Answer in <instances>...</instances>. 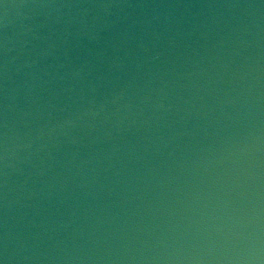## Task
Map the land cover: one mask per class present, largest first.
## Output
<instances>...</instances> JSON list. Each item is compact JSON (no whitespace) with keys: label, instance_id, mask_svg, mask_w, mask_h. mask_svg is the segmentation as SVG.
Masks as SVG:
<instances>
[{"label":"water","instance_id":"95a60500","mask_svg":"<svg viewBox=\"0 0 264 264\" xmlns=\"http://www.w3.org/2000/svg\"><path fill=\"white\" fill-rule=\"evenodd\" d=\"M0 264H264V0H0Z\"/></svg>","mask_w":264,"mask_h":264}]
</instances>
